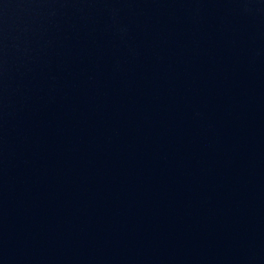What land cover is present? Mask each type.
<instances>
[{"label": "water", "instance_id": "water-1", "mask_svg": "<svg viewBox=\"0 0 264 264\" xmlns=\"http://www.w3.org/2000/svg\"><path fill=\"white\" fill-rule=\"evenodd\" d=\"M0 264H264V0H0Z\"/></svg>", "mask_w": 264, "mask_h": 264}]
</instances>
